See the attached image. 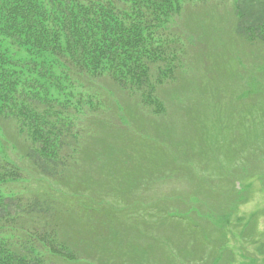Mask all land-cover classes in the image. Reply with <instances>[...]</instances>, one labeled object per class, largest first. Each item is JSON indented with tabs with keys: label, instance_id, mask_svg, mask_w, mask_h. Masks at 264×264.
<instances>
[{
	"label": "trees",
	"instance_id": "trees-1",
	"mask_svg": "<svg viewBox=\"0 0 264 264\" xmlns=\"http://www.w3.org/2000/svg\"><path fill=\"white\" fill-rule=\"evenodd\" d=\"M199 1L201 8L208 5L201 0H0L1 36L29 55L26 61L18 62L0 53V125L6 123L15 133L10 141L4 131L2 137L6 147L8 143L12 145L17 158H5L0 153V232L16 230L32 244L20 246L8 238H0V264H175L163 252L165 247L167 252L175 251L182 264L214 260L218 240L211 252L213 227L205 243L201 233L206 229L196 221L202 211H195L193 218L187 221L175 220L177 216L169 220L168 216L167 235L160 236L154 232L158 219L165 216L159 207L154 208L155 218L152 219L151 205L142 208L131 201L120 203L137 193L135 188L144 173L129 170L125 175L128 182L124 192L117 189L111 193L103 189L108 176L96 191L86 188L84 179L89 168L92 169L91 164L100 160L97 166H102L108 160L104 155L94 160V151L120 152L108 146H90L92 142L88 139L92 137L91 126L95 120L100 122L97 124L100 131L92 138L94 142L110 139L115 146V137L129 136L134 141L135 133L146 131L162 143L170 137L167 145L172 148L176 133L170 129L167 134L163 131L165 120L171 119L169 115L159 118L165 110L154 95L152 79L162 85L166 77H173L171 63L179 57L181 39L176 36L177 31L173 34L171 30L184 14L192 39L199 43V31L203 32L204 47L220 46L226 54L223 53L222 60L220 57L215 60L216 63L207 61L209 68H205L203 63L207 56L199 46L197 65L192 67L197 72L204 68V73L199 76V83L190 84L184 94H179L177 102L186 117L184 122L193 123V128L199 123L211 125L202 126V137L185 148L182 155L184 158L193 154L207 156L216 152L214 145L220 142L222 148L225 147L220 150L224 158L220 169L204 168L208 177L218 178L223 184L220 199H224L227 207L214 203L215 211L226 209L232 213V203L243 198L242 189H232L231 179H237L243 170L258 169L259 164L264 163V75L258 76L260 79L256 81L253 67L241 72L236 62L248 65L240 57L248 60L247 55L254 56L256 52L255 63L251 65L260 59L264 61V0H234L231 13L226 15L228 19L216 17L223 7L214 2L208 9L210 13L191 12L188 17L190 4ZM185 5L189 6L185 9ZM200 15L209 19L200 21ZM213 19L224 24L222 28H214ZM228 46L230 57L227 56ZM180 51L184 52L182 48ZM46 63L49 66L44 67ZM162 64H165L164 71ZM54 67L61 69L66 81L85 83L82 86L87 89V98L62 104L49 95L39 99L43 86L29 73L51 77L49 71ZM152 72L160 75L152 77ZM50 80L56 81L52 86L62 89L59 79ZM231 80L236 87L234 103L229 92ZM172 92L178 93L175 89H171ZM238 92L251 95L241 101L236 95ZM137 93L142 99L137 101L140 106L130 99ZM80 104L90 109L77 108ZM105 110L111 115L104 117ZM99 115L104 120H99ZM112 116L114 119L110 120ZM147 117L150 122L145 121ZM130 153L135 155V150ZM22 160L36 181L26 188L40 184L46 193L33 192L25 197L11 192L2 195L1 188L24 179V168L19 163ZM171 193L167 199L174 197ZM179 195L180 203L194 198L208 201L209 209H214L212 200L202 197L200 191ZM85 198L93 204L87 203ZM125 215L129 218H124ZM139 220L145 222L142 231ZM126 224L133 226V236L130 232L123 235L118 231V225L123 228Z\"/></svg>",
	"mask_w": 264,
	"mask_h": 264
},
{
	"label": "rangeland",
	"instance_id": "rangeland-1",
	"mask_svg": "<svg viewBox=\"0 0 264 264\" xmlns=\"http://www.w3.org/2000/svg\"><path fill=\"white\" fill-rule=\"evenodd\" d=\"M227 8L228 6L226 7V9ZM191 12L198 13L196 11L190 10V12L186 13L188 17L191 16ZM199 13H210V11L207 9V7H202ZM224 16L225 12L216 15V17ZM207 19H209V16H199L200 21H207ZM225 19L228 18L226 17ZM214 23L216 24L214 28L218 26L222 28V26L224 25H221V23L215 20ZM176 30L181 34L179 37L185 41L183 42L184 45H178L179 57H177V60H172L171 65L173 66L174 70V73L172 75L173 77H166L162 85L155 84L154 79H152V83L155 85L154 94L157 95V98L160 100V102L163 103L162 105L165 110L159 118H167V116L169 115L171 119L168 121L165 120L163 131H165L166 134L167 129L175 132L176 141L171 148V145H167V143L170 144L168 141V138L170 137L167 138V142L162 143L153 139L146 131H139L135 133V137L132 136L134 138V141L131 140L129 136L124 139L115 137V146H113V143L110 141V139H107V142L105 141V139H100L97 140V142H94L93 139L95 138L93 137L97 134V132L99 133L100 131V127L97 126V124H99L100 122L95 120L94 124L91 126L92 137H89L88 139L90 143L92 142L90 146L92 148H97V146L100 148H103L104 146L115 149L117 148L121 152V154L120 152L119 154H117L116 150H111L107 153L94 151L92 154L94 160L98 159L100 155H104L105 159L108 160L104 162L102 166H97L100 160L90 165L92 166V169L89 168L88 173L84 176L86 188L92 191L100 190L101 186L103 185V178L105 176H108L109 181L108 183H105L102 188L108 189L111 193H114L117 189H121L124 192L125 185L128 182L125 180V175L127 174V172L129 170L142 172L146 176L144 183L148 185L149 190L145 191L142 188L140 189V191L134 194L133 197L122 199L120 203L131 201L132 203H138L142 208L150 207L151 205L153 208V211H151L153 215L152 219L155 218V209L153 207L154 203H167L172 207V210H179L178 213H183L185 211L186 214L191 218H193L192 215L195 213V211H202L203 214H201L200 217H203L204 221L209 222L208 229H210V226H213V229L210 233L211 236H214V243L211 252L215 248V242L218 240L214 260L211 259L209 262H204L203 264H264V163H260L258 169L249 168L247 171L243 170L237 177V179H231V182H234L232 189H242L240 192L243 193L244 196L236 203H232V205L235 206L233 208V213L228 214V210L226 209H222L223 211L221 212L215 211L216 208L214 203H218L219 205L225 204L223 203L224 199H220L219 191L220 187L222 188L223 184L218 180V178H210L208 177L210 175L204 173L205 167L207 169L213 168V170L220 169V161L224 159L222 154L220 153V150L224 149L225 147L222 148V144L218 142L214 145L216 152L207 156L193 154L189 157L184 158L182 155L185 148L189 147L193 141L202 137L204 133V131L202 130V126L211 125L205 124L201 126V123H199L193 128V123L184 122L186 117H184L180 112V106L177 102V97L179 96V94H184L188 90V86H190V84H193L196 81L197 83H199V76L202 75V72L204 73V68L203 70H201V72H197L194 71L192 67L197 65V60L194 58L195 54L199 52L200 46L201 50L203 49L205 56H207V58L204 59L203 64L205 68H209L206 66V62L208 61L216 63L215 60H219V57L222 60L225 56L223 53L226 54V50H224L220 46L215 47L214 49L206 48V46L204 47L205 35L200 31V42L198 43L197 40L193 39L194 43H190L187 38L191 36V33L189 32L188 22L186 21L185 15H182L178 18L176 23ZM207 31L212 32V29H208ZM8 42L9 41H7L0 34V53L3 54L5 58L9 60H17L18 62L24 60L26 61L27 59H29V55L27 53L14 47L10 44V42ZM232 42H230L231 47ZM188 45L189 49L187 48ZM182 46H185L186 48L184 52L180 51V48ZM175 48L177 49V45L175 46ZM180 54H182L183 56H180ZM230 54V46H228L227 56L230 57ZM257 54L258 52H256L254 56L247 55L248 60L240 57L241 61L245 62L248 65H244L238 60L236 62V66L240 67L239 70L241 72H243L244 70L245 72L247 70H251V67H253L254 80L256 81L260 79L258 76L261 77L264 75V61L262 59H260L261 64L260 61H258L256 62V64L251 65V63L254 62V57L257 56ZM262 56L264 57V51L262 53ZM240 63L242 64V68L240 66ZM47 66H49V63H46L44 65V67ZM160 67L164 71L165 64H162ZM257 68H259L258 72L256 71ZM49 72L52 74L51 77H49L48 75L46 77H41L38 74L29 73V76L31 78L37 80L38 83L43 86V89L38 94L39 99H45V96L49 95L55 101L62 103L65 101L75 102L79 97H84L85 89L83 86L85 85V83H82L83 86L81 85V87L78 85H71L70 80L66 81L64 79V75L62 74L59 67H54ZM158 72H152V77L156 78L157 75H160V73ZM55 78L59 79L62 87L61 90L56 89V87L52 86V84L56 83V81L50 79ZM231 81L233 82L231 84L229 92L233 95L234 103L236 87L235 81ZM245 81L246 80L244 79L243 82ZM258 82L261 83L262 81ZM167 84L169 85V87H167ZM182 86H184V88L181 91ZM171 89L177 90L178 93H171ZM120 92L124 93L122 91ZM86 94L88 96V93ZM124 95L127 94L124 93ZM236 95L239 100L245 101L251 94H248L247 92H238ZM130 99H132L133 102L137 104V101L142 100L140 97V93H137L133 98L130 97ZM114 105L117 107V109H119L116 103H114ZM233 106L235 108L234 104ZM84 110L87 111L88 107L84 106ZM102 114L104 117H108L111 115V112L105 110ZM100 116L101 115H99L97 118H99ZM113 119L114 116H112L110 120ZM99 120L104 119L99 118ZM145 121L150 122L151 120L149 119V117H147L145 118ZM0 128V153H2V155H4L5 157L14 159L16 158L15 151L10 143H8V147H6L2 135H4V133L7 134V139H9L10 141L15 133L10 130L6 123L2 122ZM94 130L96 131V133L94 132ZM107 132L108 131L105 130V134H107ZM133 149L135 150V155H133L134 153H130ZM226 150H228V147H226ZM168 152L169 154H167ZM126 158H132V161H126ZM172 158H174L175 160L173 159V161H170ZM122 162H124V166L122 165ZM19 163L24 168L26 162L22 160V162ZM152 174L154 175L151 176ZM242 185H246V187H242ZM225 186L227 187L230 185L225 184ZM22 187H24V184L19 188ZM195 191L202 192V197H209L212 200V207H214V209H209V204H207L208 201H200L194 198H190L185 203H169L167 201V195L171 192L187 193ZM102 204L103 203H99L98 205ZM181 205L183 206L181 207ZM105 206L108 207V204H106ZM225 207H227V203L222 208ZM123 217L129 218L127 215ZM201 221L202 219H200V222ZM152 224L154 225V223ZM138 225L141 230V228L145 226V222L139 220ZM129 229H131V236H133V226H129L128 224H126L124 227L125 232H127ZM156 231L163 233L160 236H164L165 234L167 235V219L159 221ZM201 234L204 235L203 240H205L206 243L208 240V233L202 232ZM17 239L21 241L22 237H17ZM27 241L28 239H26L24 243H27ZM155 249L157 250V248ZM163 252L167 254L166 247L164 248ZM168 257L171 258L172 256L169 255ZM189 258L192 259L193 255H190Z\"/></svg>",
	"mask_w": 264,
	"mask_h": 264
}]
</instances>
